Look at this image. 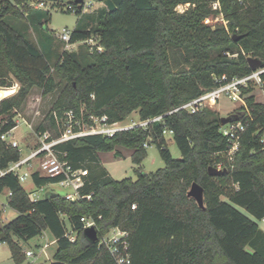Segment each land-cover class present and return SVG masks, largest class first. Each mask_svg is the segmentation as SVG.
Instances as JSON below:
<instances>
[{
    "label": "trees",
    "instance_id": "16d2710c",
    "mask_svg": "<svg viewBox=\"0 0 264 264\" xmlns=\"http://www.w3.org/2000/svg\"><path fill=\"white\" fill-rule=\"evenodd\" d=\"M34 1L50 0H0V169L22 157L21 150L1 136L17 126L16 116L34 87L43 95L56 94L34 128L55 139L65 128L60 119L68 110L84 120L106 114L121 121L139 109L140 117L147 119L213 89L223 75L231 79L252 73L250 57L264 63V0H218V8L212 0H113V12L104 4L87 13L85 3L81 8L75 0L83 16L70 43L93 38L103 50L84 42L77 51L54 54L46 52L48 39L36 43L6 19H27L48 31L50 13L32 6ZM186 3L191 6L184 12L175 10ZM14 78L20 82L16 93L17 87L10 88ZM253 87L251 83L244 88L246 107L230 113L233 119L249 118L232 161L227 157L228 137L220 129L222 115L206 107L196 113L172 112L148 128L56 144L60 159L88 169L82 197L76 200L50 191L32 201L17 175L0 176V192L12 191L9 204L18 212L0 225L16 264L26 258L21 240L45 231L58 244L54 263L118 264L105 246L85 235L82 217L95 222L100 238L113 227L126 230L129 264H264V230L258 223L264 217V103L257 101ZM168 130H173L170 135L181 157H174L168 147ZM145 142L159 146L164 167L145 173L139 166L137 179H116L101 162L100 152L121 155L122 146L131 149L133 161L141 165L147 155ZM219 161L225 162L227 172L210 175L209 166ZM60 179L39 169L32 172L36 186ZM194 182L204 187L205 207L188 194Z\"/></svg>",
    "mask_w": 264,
    "mask_h": 264
},
{
    "label": "built area",
    "instance_id": "2783aa9c",
    "mask_svg": "<svg viewBox=\"0 0 264 264\" xmlns=\"http://www.w3.org/2000/svg\"><path fill=\"white\" fill-rule=\"evenodd\" d=\"M214 1V8L220 7L218 0ZM37 8H44L46 3L43 1L34 3ZM68 9H75L72 4H69ZM72 32L68 29H64L61 34V38L70 44ZM78 42H88L92 45H96L98 50H103V47L97 44V41L93 38L87 41H78ZM262 73H264V67H260L257 70H253L252 73L245 76H237L234 78H228L226 75H223L221 78H217V81L220 83L211 90H208L201 95L181 104L180 106L168 111L165 114L150 117L147 119L140 118L138 121L132 120V122L124 123V120L121 121H112L110 117L106 114L104 115H90L87 120H84L82 117H77L74 110H68L65 112V118L60 119L64 122V130L60 137L55 139H50L51 134L49 132L38 134L41 145L33 150L29 155L21 157L19 160L10 163L9 167L6 169H0V176L5 175L8 172H13L18 176L19 180L23 183L28 178L32 179V172L30 167L32 165V160L35 157H39L40 168L39 170L43 175L51 177H59L61 179L49 183L47 185L36 186L31 190H27L29 197L32 201H36L40 198H43L51 185H59L62 188L66 189L64 194L65 197L76 200L82 197L81 189L86 184V176L88 175V169L80 167L75 168L67 160H62L56 154L54 146L60 142L67 141L73 138H77L85 135L101 134L107 136H114L119 131H125L133 129L135 127L148 128L149 125L156 120H160L163 116L170 114L178 110H188L191 113H196L201 111L206 107H214L220 103L223 97H227L230 100L236 101L239 103L238 107H246V94L244 93V88H247L251 83L253 86H260L264 89V80L262 79ZM19 84L16 85L17 89L14 93L17 92ZM13 93V94H14ZM237 108V107H236ZM37 114H40L39 110ZM227 116H231L230 114ZM55 117L59 120L58 114L55 112ZM232 117V116H231ZM247 118V117H246ZM245 119V118H244ZM233 119L226 124H222L221 131L228 137L229 147L227 150V157L229 160H233L234 155L238 151L241 138L243 134L248 129V119ZM26 121V120H25ZM27 122V121H26ZM30 128L33 129V123L27 122ZM15 128L10 130L7 133L2 134V139L10 143L14 147H19V142L17 140H10L11 133ZM261 141L264 144V127L261 130ZM169 134L173 133V130L165 131ZM144 145L148 147L149 142H145ZM218 169L226 168L224 161H219L214 164ZM34 183V182H33ZM4 191V190H3ZM0 192V195L3 193ZM54 191V190H51ZM12 196V191L7 190V201L3 202L0 198V209L4 210L7 207H10V200ZM88 198L91 195H87ZM135 208V205H133ZM82 221L85 223V228L91 225H94L95 222L87 217H82ZM264 222V217L261 219ZM71 239L74 240V236H71ZM100 245L105 246L115 257L118 264H129L131 262L130 255V244L128 240V232L121 229L120 227H113L107 234L98 238ZM51 242L46 241V243L41 247V250L44 252ZM27 257H34L36 253L33 250L25 251Z\"/></svg>",
    "mask_w": 264,
    "mask_h": 264
},
{
    "label": "rangeland",
    "instance_id": "374dc122",
    "mask_svg": "<svg viewBox=\"0 0 264 264\" xmlns=\"http://www.w3.org/2000/svg\"><path fill=\"white\" fill-rule=\"evenodd\" d=\"M37 1L31 3L34 6ZM212 5L214 1L212 0ZM85 13L92 12L98 7L104 5L102 0H85ZM69 4L74 5L75 9L68 10L67 7ZM191 6V3L179 4L175 7L177 12H184ZM214 7V6H213ZM45 10L49 11L50 19L46 23L48 31L40 30L36 24L31 23L27 19L7 17V21L15 26L17 29L24 31L30 36L32 41L38 43L42 39H48L47 54H54L57 51L63 52L64 50L68 51H77L84 42H75L68 46V43L61 38V34L64 29H68L71 32L76 28L78 20L83 16L78 14L79 6L76 4L75 0H50L46 2ZM88 43V42H87ZM90 44V43H89ZM102 51V50H101ZM55 59V56L52 55V61ZM15 80L14 86L17 84L20 85L18 80ZM253 94H255L257 101L264 103V89L260 86L253 87ZM19 89V88H18ZM13 94V93H12ZM11 94V95H12ZM9 95V96H11ZM8 96V97H9ZM7 98V97H6ZM56 98V94L43 95L42 89L40 87H34L31 94L28 96L25 105L19 114L16 116L17 127L11 133L10 140L14 139L19 142V147L22 149V156L25 157L29 155L33 150L37 148V144L40 141L38 133L35 132L36 124L46 115V113L51 109ZM5 99V98H4ZM1 101V100H0ZM239 106V103L236 101L230 100L227 97H223L220 103L213 107L217 110L222 116L229 115L236 107ZM39 110L40 114H37ZM139 109L134 110L125 120L124 123L132 122V120L138 121L140 119ZM33 123V129L30 128L28 123ZM168 147L171 150L174 157H181V151L176 144L173 137L168 133L167 135ZM118 151L121 152V155H116L114 151L103 152L102 160L103 165L107 168L109 173L116 179H123L125 177H131L137 179L138 172L137 168L141 166V169L145 173H150L158 170L165 166V160L161 155L160 148L157 144H150L147 147V155L143 159L141 165L136 164L132 159V150L126 147H118ZM40 158L35 157L31 162L30 167L31 171H35L40 168ZM23 186L27 190H31L34 187L33 180L28 178L23 182ZM54 190L55 192L64 195L66 189L62 188L59 185H51L47 192ZM0 198L3 202L7 201V189L3 191L0 195ZM224 199L229 201L227 197L224 196ZM235 205V204H234ZM241 212L252 219H256L246 208L235 205ZM18 215V212L11 208L7 207L2 210V218L0 225H3L9 220H12ZM260 227L264 230V222L258 220ZM67 228L71 230L69 222L67 223ZM46 241L52 242L51 245L43 252L41 247L46 243ZM21 244L24 248V251L33 250L36 255L34 257L25 258L22 264H57L54 263V253L57 250L58 244L55 240V237L50 231H45L42 235H38L30 240L24 241L21 240ZM0 264H16L14 261L11 250L7 242H4L0 236Z\"/></svg>",
    "mask_w": 264,
    "mask_h": 264
},
{
    "label": "water",
    "instance_id": "95a60500",
    "mask_svg": "<svg viewBox=\"0 0 264 264\" xmlns=\"http://www.w3.org/2000/svg\"><path fill=\"white\" fill-rule=\"evenodd\" d=\"M85 0H76L77 3L80 4V7H83V2ZM104 4L107 6L108 10L110 12H113L116 10V5L113 2V0H105ZM235 38V37H234ZM237 39V38H235ZM250 67L254 70H257L260 67L264 66V63L261 59L257 57H250L249 58ZM232 120L231 116H222V124H226ZM208 171L210 175L217 176L221 174H225L227 172V169H218L215 166L211 165L208 168ZM189 196L194 197L200 206L205 207L204 204V187L199 184L198 182H194L188 192ZM85 235L91 240V241H97L99 238L98 230L95 225H91L85 228L84 230Z\"/></svg>",
    "mask_w": 264,
    "mask_h": 264
},
{
    "label": "crops",
    "instance_id": "0c3cea01",
    "mask_svg": "<svg viewBox=\"0 0 264 264\" xmlns=\"http://www.w3.org/2000/svg\"><path fill=\"white\" fill-rule=\"evenodd\" d=\"M16 127H17V126H16ZM118 150H119V149H118ZM102 154H103V152H100V153H99V156H100V158H101V162H102V164H103ZM104 167H105V166H104ZM105 168H106V167H105ZM106 169H107V168H106ZM108 172H109V171H108ZM46 194H47V193H46ZM46 194H45V195H46ZM51 243H52V242H51ZM50 245H51V244H50Z\"/></svg>",
    "mask_w": 264,
    "mask_h": 264
}]
</instances>
